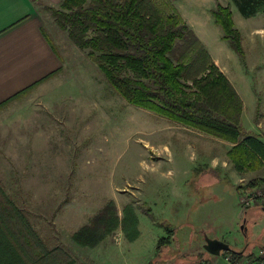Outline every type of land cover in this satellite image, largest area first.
<instances>
[{
    "label": "rangeland",
    "instance_id": "1",
    "mask_svg": "<svg viewBox=\"0 0 264 264\" xmlns=\"http://www.w3.org/2000/svg\"><path fill=\"white\" fill-rule=\"evenodd\" d=\"M46 15L62 68L0 107V186L45 247L63 249L75 264H194L202 257L226 264L223 256L203 249L215 234L231 250L258 254L264 248V211L243 210L227 176L212 182L222 172L208 171L205 157L198 171L183 166L190 152L180 154V125L127 104L88 51ZM227 48L225 64L240 69L236 86L247 84L240 93L250 119L242 125L254 127L258 111L264 113V85ZM224 149L218 144L212 155L219 169L232 171ZM261 168L244 177L264 180ZM182 169L192 179L180 191ZM108 202L120 219L129 205L137 223L131 225L127 216L130 224L95 247L78 246L73 233ZM166 237L169 244L155 255L158 240Z\"/></svg>",
    "mask_w": 264,
    "mask_h": 264
},
{
    "label": "trees",
    "instance_id": "2",
    "mask_svg": "<svg viewBox=\"0 0 264 264\" xmlns=\"http://www.w3.org/2000/svg\"><path fill=\"white\" fill-rule=\"evenodd\" d=\"M235 2L244 17L264 15V0ZM48 10L70 41L88 51L108 85L127 104L231 144L227 156L236 171L264 165V143L241 126V99L169 0H63L59 9ZM211 15L222 30L221 39L244 64L241 36L229 8L218 5ZM262 185L264 180L254 179L237 191ZM127 216L134 225L137 219L129 205L120 219L108 202L72 239L78 246L93 248L121 224H130ZM168 244L169 237L159 239L155 255ZM0 264H75L63 249L45 247L1 186Z\"/></svg>",
    "mask_w": 264,
    "mask_h": 264
},
{
    "label": "crops",
    "instance_id": "3",
    "mask_svg": "<svg viewBox=\"0 0 264 264\" xmlns=\"http://www.w3.org/2000/svg\"><path fill=\"white\" fill-rule=\"evenodd\" d=\"M62 1L0 0V104L5 103L8 99L25 89L34 88L40 85V83L48 81L62 68V61L52 38L54 30L50 26L48 15H46L49 13V8L59 9ZM169 1L184 24L192 31L212 62L224 74L241 99L242 112L240 123L242 125V120L246 117L250 119L247 116L245 103L240 93L242 88L246 87L247 84L243 85L238 82V86H236L233 77L235 76L236 78V74H239L240 69L229 63L225 64V58L227 57V60L230 59L227 51L228 45L226 46L222 41V30L214 23L211 12L218 5L229 8L234 27L240 33L245 53V63L240 62L244 65L245 73H254L255 82L258 84L261 82V85H264V15L262 13H255L250 17H244L240 13L235 0ZM46 27H49L48 33L45 30ZM257 115L260 117L254 118V127L247 124L248 128L245 129L242 126L246 132L256 135L264 143V113L260 114L258 111ZM216 142H219L218 144L225 148L224 153L225 157H227V152L232 147L231 144L180 125V154L184 151L190 152L189 161L187 163H180L182 165L189 164L190 168L198 171L197 167L201 166L200 162L203 161L200 160V156L205 157L206 160L204 162H207V165L203 166H207L206 169L208 171L216 173L219 170V172H222L220 176L218 175L219 177L215 175L212 182H218L220 177L227 176L235 187L237 195H240L237 189L243 188L244 184L246 185L257 177L246 179L244 174H249L252 171H236L230 161L228 162L231 164L232 171L219 169L217 167V154L212 155L218 145ZM224 164L225 162H222L221 168H223ZM256 171L258 172L259 170ZM180 178H182L180 182L182 183V185L180 184V191H182L185 185L192 179V173L186 169H182ZM200 179L195 178L193 180L199 184ZM184 195L180 194V200L182 197L183 200L186 199ZM250 208L256 209L261 207L253 206ZM261 209L264 211L263 208ZM206 240L219 241L230 248V244L219 240L215 234L212 238ZM203 242L204 249L205 241ZM232 251L247 259L252 258L250 256H254L252 258L254 259L258 255L239 249ZM211 255L223 256L224 252H221L219 255ZM193 263L222 264L214 261L212 263V260L205 257L199 258V260Z\"/></svg>",
    "mask_w": 264,
    "mask_h": 264
},
{
    "label": "built area",
    "instance_id": "4",
    "mask_svg": "<svg viewBox=\"0 0 264 264\" xmlns=\"http://www.w3.org/2000/svg\"><path fill=\"white\" fill-rule=\"evenodd\" d=\"M239 204L243 210L253 206L264 209V188L243 191L239 195ZM223 260L226 264H264V249L260 250L254 259H247L241 255L224 254Z\"/></svg>",
    "mask_w": 264,
    "mask_h": 264
},
{
    "label": "water",
    "instance_id": "5",
    "mask_svg": "<svg viewBox=\"0 0 264 264\" xmlns=\"http://www.w3.org/2000/svg\"><path fill=\"white\" fill-rule=\"evenodd\" d=\"M204 249L208 253L215 255H219L221 252H233L228 246L223 245L219 241H210V240H205Z\"/></svg>",
    "mask_w": 264,
    "mask_h": 264
}]
</instances>
